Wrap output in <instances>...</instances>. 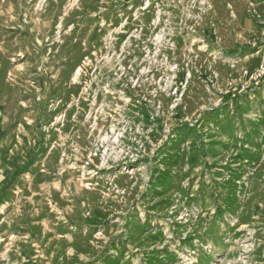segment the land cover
Wrapping results in <instances>:
<instances>
[{"label": "rangeland", "instance_id": "374dc122", "mask_svg": "<svg viewBox=\"0 0 264 264\" xmlns=\"http://www.w3.org/2000/svg\"><path fill=\"white\" fill-rule=\"evenodd\" d=\"M264 0H0V264H264Z\"/></svg>", "mask_w": 264, "mask_h": 264}, {"label": "built area", "instance_id": "2783aa9c", "mask_svg": "<svg viewBox=\"0 0 264 264\" xmlns=\"http://www.w3.org/2000/svg\"><path fill=\"white\" fill-rule=\"evenodd\" d=\"M263 49H264V44H263Z\"/></svg>", "mask_w": 264, "mask_h": 264}]
</instances>
